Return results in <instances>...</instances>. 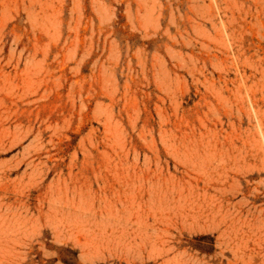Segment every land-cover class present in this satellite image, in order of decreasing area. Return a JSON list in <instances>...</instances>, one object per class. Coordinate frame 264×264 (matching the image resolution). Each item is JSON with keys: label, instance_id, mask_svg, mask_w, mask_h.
Wrapping results in <instances>:
<instances>
[{"label": "rangeland", "instance_id": "rangeland-1", "mask_svg": "<svg viewBox=\"0 0 264 264\" xmlns=\"http://www.w3.org/2000/svg\"><path fill=\"white\" fill-rule=\"evenodd\" d=\"M0 264H264V0H0Z\"/></svg>", "mask_w": 264, "mask_h": 264}]
</instances>
